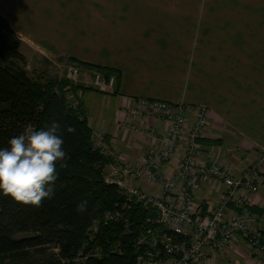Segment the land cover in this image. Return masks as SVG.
<instances>
[{
	"label": "crops",
	"instance_id": "0c3cea01",
	"mask_svg": "<svg viewBox=\"0 0 264 264\" xmlns=\"http://www.w3.org/2000/svg\"><path fill=\"white\" fill-rule=\"evenodd\" d=\"M259 7L258 0H0V14L20 37L28 60L34 55L51 66L66 56L119 73L104 90L87 84L83 75L77 91L66 94L71 103L81 102L94 138L115 160L111 166L141 163L151 142L143 127L165 134L162 121L129 115L137 98H148L182 104L189 123L194 108L204 105L208 120L200 156L221 163L235 178L264 154V13ZM173 170L172 162L161 168ZM257 174L258 189L247 195L246 207L230 203L226 217L244 213L262 244L264 165ZM199 184L193 205L211 213L224 187ZM205 251L194 264H264V252L241 233Z\"/></svg>",
	"mask_w": 264,
	"mask_h": 264
},
{
	"label": "trees",
	"instance_id": "16d2710c",
	"mask_svg": "<svg viewBox=\"0 0 264 264\" xmlns=\"http://www.w3.org/2000/svg\"><path fill=\"white\" fill-rule=\"evenodd\" d=\"M20 45V37L0 14V148L8 147L9 138L25 126L40 128L53 119L76 131L63 133L68 155L57 164L54 198L36 207L0 194V264H138V257L141 264L156 261L165 231L158 211L105 180L104 168L115 160L94 145L81 102L67 99V92L78 86L65 76L31 75ZM70 60L106 78L114 76V82L119 77L113 68ZM83 200L87 206L80 212L77 205ZM168 234L177 242L185 239ZM46 246L57 251L33 256Z\"/></svg>",
	"mask_w": 264,
	"mask_h": 264
},
{
	"label": "built area",
	"instance_id": "2783aa9c",
	"mask_svg": "<svg viewBox=\"0 0 264 264\" xmlns=\"http://www.w3.org/2000/svg\"><path fill=\"white\" fill-rule=\"evenodd\" d=\"M67 70V79L76 80L77 68L70 66ZM92 81L104 90L113 84L114 76L106 78L97 73ZM184 109L182 104L137 98L128 111L129 115L162 121L165 123V134L161 136L155 130H143L151 142L139 169L130 168V164L116 165L109 180L105 178L107 182L123 188L130 197L158 211L159 222L165 230L160 242L163 252L157 251L159 258L156 261L149 259L150 264H194L205 257L206 247L225 244L235 238L236 233H241L252 248L264 252V242L260 244L259 236L249 231L244 213L235 212L233 217H226L228 204L246 207L247 195L257 191V169L264 165V154H259L236 178L221 163H206L200 156L198 140L203 137L207 127V109L204 105L196 106L190 123L183 114ZM169 162L174 163V170L169 173L161 171L162 166ZM129 174L135 179L139 178L141 183H157L160 189L156 199L136 193L140 190L137 186L128 192L121 175L126 177ZM201 181H211L217 188L224 187L214 210L208 214L200 213L198 207L193 205V192ZM106 218H109L108 214ZM168 232L188 237V240L177 242ZM148 256L154 257L150 252ZM137 262L141 264L140 257Z\"/></svg>",
	"mask_w": 264,
	"mask_h": 264
},
{
	"label": "clouds",
	"instance_id": "9594fccd",
	"mask_svg": "<svg viewBox=\"0 0 264 264\" xmlns=\"http://www.w3.org/2000/svg\"><path fill=\"white\" fill-rule=\"evenodd\" d=\"M64 131L75 128L53 119L44 127L25 126L24 130L8 140V147L0 148V194L39 207L43 200L55 196L58 180L57 164L68 153L64 147ZM87 201L77 205L85 211Z\"/></svg>",
	"mask_w": 264,
	"mask_h": 264
},
{
	"label": "rangeland",
	"instance_id": "374dc122",
	"mask_svg": "<svg viewBox=\"0 0 264 264\" xmlns=\"http://www.w3.org/2000/svg\"><path fill=\"white\" fill-rule=\"evenodd\" d=\"M258 2L260 4V7H259L260 13H264V11L262 9V7H264V0H258ZM249 23H250L251 27H253V23L254 22H249ZM21 47L22 46L20 45V48ZM23 48L24 47H22V51H23ZM24 53L27 54L26 52H24ZM25 54H24V56H25ZM25 60H26V67L25 68L28 70V72L31 75H37V74H40V73L41 74H43V73L45 74V71L50 69L51 70V74L53 73L52 75L50 74L51 76H56L58 78H61L62 76H65V78L67 79V71H68L67 69L70 66H75V68H77V70H78V72H77L78 75L76 76V80L70 81L73 84H78V82L80 83L82 77H84L83 75H86L88 77V79L90 80L89 82H87V84H90L91 86H95V87L98 88L97 84H95L94 81H92L95 78V74L99 73L100 75L105 77L100 71H97V70H94V69H90L91 72H89V70H87L88 69L87 67L79 66V65L71 62V60L69 58H67L66 56H63V57L57 59V61L50 62L51 66L49 64H46V61H45L44 58H42V60H40V57H37V56H34V55L31 56V58L29 60L25 56ZM59 61L61 62V64H64V67L62 65L60 66ZM56 66H57V70L54 68ZM85 73H87V74H85ZM113 84H114V82H113ZM68 100L71 101L70 98ZM148 129L149 128L143 127V129H140V130H148ZM94 145H96L98 147V146H100V143L96 139H94ZM106 154H108V153H106ZM143 158L141 160H143ZM124 164H126V163H124ZM124 164H121V165H124ZM109 165H110V168H106V167L104 168V177L106 179H108V180H109L110 176H112L114 170H116V169L113 168L115 166H111V164H109ZM109 165H107V166H109ZM141 165H142V163H139V164H134L133 163V164H130L129 167L132 168V169H139L138 167H140ZM121 179H122V183H124L123 185L127 187L128 192L132 191V190H130V188H135L137 186L140 190L137 191V192L135 191L136 193H138L140 195L142 194V195H145V196H148V197H152V199L153 198L156 199V196H157L156 194L159 192V189H160L159 185L157 183H152V181H150V183L149 182H142L141 183L139 178L135 179V178L132 177L131 174L127 175L126 177L121 175ZM110 180H112V179H110ZM151 187H153V188H151ZM124 193H126L125 190H124ZM21 235L26 236V235H30V234L23 233ZM21 235H18V236H21ZM56 251L57 250L55 248H53L52 246H46V247L43 248V252L42 253L39 252V251L37 252V254L35 252H33V254H34L33 256L34 257H39L40 255L48 256L52 252H56ZM146 264H150V261L149 260L146 261Z\"/></svg>",
	"mask_w": 264,
	"mask_h": 264
}]
</instances>
